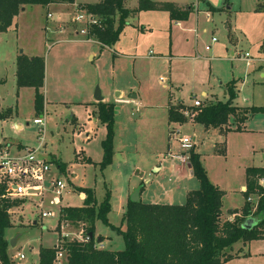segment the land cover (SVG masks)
<instances>
[{"label": "rangeland", "instance_id": "1", "mask_svg": "<svg viewBox=\"0 0 264 264\" xmlns=\"http://www.w3.org/2000/svg\"><path fill=\"white\" fill-rule=\"evenodd\" d=\"M158 1L174 2L181 4L183 8L189 5L200 10H195L189 18L188 26L192 30H183L174 27L173 24L171 26L170 21L167 25L157 24L155 29L153 27V32L138 31L133 26L125 27L118 43L127 41V38L134 39L129 33L138 31L144 49L137 54L143 55L152 48V54L160 58L137 60L138 68L143 70V73H140L141 77H133V61L129 63V60L121 59L126 61L125 64L113 74L110 69L103 67L105 63L110 64L112 56L100 65L98 63L102 57L100 52L94 60L87 56V51L81 48L82 44L77 43L87 37L81 35L80 27L72 22L78 9L71 6L57 9L54 6L29 5L26 11L15 17L7 31H0V102L3 110L12 109L13 115L11 120H0V141L7 138L0 143L1 148L8 149L11 156L15 157L20 156L28 148L32 150L38 148L39 135L42 134L33 120L43 115L46 129L42 135L43 154L39 157L49 163L51 172L48 176H43L34 164H26L25 169L32 171V174L29 173V180L48 182L58 174L54 165L59 166L62 163L61 171L64 177L73 182L69 188L70 194L64 197L59 209L55 207L52 217L41 218L36 203L30 200H25L10 211L12 226L5 230V238L9 242L18 233L21 234L16 248L9 245L11 253L8 254L12 264H27L36 249L41 246L49 245L56 248V245L62 246L67 241L81 240V236L84 237V224L64 220L61 213L64 207L84 205L76 187L90 189L98 203L109 191L111 211L108 217L114 226L117 225L116 227L121 229L125 228V223L121 220L127 209V191L133 189L135 185L137 188L142 186L144 203H186L187 196L184 192L187 188L193 189L192 185H196L198 189L199 182L195 177L189 181L175 176L174 165L180 162L165 159L169 146L173 153L181 151L176 141L170 144L168 127L165 124L170 91L174 99L181 98L188 104L193 103L196 98L204 100L206 97L202 95L203 90L208 93L209 99L214 94L220 100L226 101L228 95H224L225 85L235 79L239 84L234 104L239 105L238 107L253 104L264 106V77L260 76L262 72L264 73V67L256 70L257 66H247L245 59L239 57L247 51L258 57L260 46L264 43V0ZM208 4L223 11L214 12L213 16L210 13L206 17V11L202 9ZM137 5L138 0H125L126 7L134 8ZM227 8H230L229 12ZM48 13L52 14L51 18L47 17ZM211 16L212 20H207ZM135 25H138V17L135 18ZM227 25L230 27L227 28ZM229 29L240 39L236 46H233L228 38ZM212 37H216L218 42L208 51L206 46L210 44ZM171 49L172 57L169 56ZM234 50L237 52L233 53ZM20 54L41 56L45 59L44 111H46L42 115L37 114L35 109L34 88L24 87L18 90L16 64ZM174 54L183 57H175ZM150 55L149 52L148 56ZM209 57L213 59H208ZM259 57L264 58V45L262 55ZM260 62L264 63L263 61L255 63ZM98 66L101 68L100 71ZM178 71L182 74L181 83L173 79V73ZM162 78L165 81H162ZM171 80L174 88L168 89L164 82L170 87ZM133 84L136 86L133 93L138 94V100L142 105L119 103L117 106L122 107V110L115 119L117 120L115 123L118 124H123L126 120L134 123L133 140L128 144L134 149L133 153L127 154V159L123 162L114 156L112 163L101 169L100 163L104 159L102 142L106 138L107 128L99 118L98 121H94L93 116L98 115V110L93 115L95 109L91 107L92 105H88L87 108L77 103L69 107L56 106L53 101L90 102L98 85L102 91L112 92L113 85L115 87ZM217 100L205 101L204 104ZM148 102H153L154 105L148 106ZM183 105L178 106V110L186 117H191L192 104ZM72 114L84 127V131L78 134L74 131L75 126L67 121L68 118L71 119ZM12 121L19 122L22 128L17 129ZM230 126L231 131L226 133L203 126L187 125L183 128L175 126L183 135L196 138L198 146L194 150L202 155L201 162L209 180L228 193L223 199L222 222L227 219L234 220L236 215L241 214L240 208L244 205L241 185L246 182V168L264 164V113L250 114L245 120L246 131H237V127L242 126L235 123L232 118L228 128ZM114 131L116 132L115 128ZM87 132L91 137L85 139ZM118 136L120 137L117 140L118 146L125 147L127 140L122 135ZM21 141L35 145H24ZM217 148H224V151L221 153ZM80 151L86 152L92 160L83 156L84 152L81 156L76 155V152ZM75 157L76 160L80 157L84 164L79 162L80 164L74 165ZM157 167L160 168L159 172H155ZM185 168L187 169V165ZM138 170L139 174L136 173ZM35 171H38L36 176ZM74 173H77L76 178L73 177ZM248 201L252 205L253 214L247 220L251 224H256L260 220V216L255 213L258 197L252 195ZM231 209L240 210L237 214H231ZM63 225L66 226L65 229L62 228ZM96 227V239L100 233L114 237L112 242L105 243L108 248L117 251L125 248L123 237L111 227L103 224L101 220L96 221ZM262 229L264 231V225ZM64 233L70 235L65 237ZM99 244L97 246L100 248ZM32 246L35 249H32ZM20 252L26 255V259L21 258L24 254H19ZM62 262L66 263V257Z\"/></svg>", "mask_w": 264, "mask_h": 264}, {"label": "trees", "instance_id": "2", "mask_svg": "<svg viewBox=\"0 0 264 264\" xmlns=\"http://www.w3.org/2000/svg\"><path fill=\"white\" fill-rule=\"evenodd\" d=\"M75 0H0V31H7L14 18L23 7L29 5L49 6L53 4H73ZM100 17L101 23L89 29V39L98 42L102 47L114 45L120 38L130 18L141 11H164L169 13L171 21L188 20L194 7H181L174 2L138 0V6L130 9L124 6V0H102L93 4H79ZM209 11L217 9L209 5ZM118 17V21L116 17ZM46 79V63L41 56L29 57L20 54L16 64V83L18 90L32 87L35 90V109L42 115L45 109L44 86ZM228 99L192 107L193 118L185 117L178 110L179 102L169 108V121L185 123L192 121L207 129H218L222 133L230 131L228 125L231 118L235 123H243L254 113H264V107H238L234 104L237 97L236 84L231 81L226 85ZM98 118L106 126V138L102 142L104 159L101 169L110 165L114 158V124L115 108L111 103L98 102ZM12 109L5 111L0 102V120L11 118ZM237 131L241 128L237 127ZM223 147V146H222ZM1 149V145H0ZM217 150L223 152L224 148ZM190 169L199 182V188L187 194L185 204H160L132 202L127 203L123 216L125 228L112 225L108 214L111 211L110 192L98 203L93 192L87 188L76 187L79 193H85L84 205L80 207H64L61 213L64 220L81 222L87 241H67L62 245L66 255L65 264H224L237 256L234 245L264 239V167H248L246 169V190L243 192L245 203L241 214L235 219L222 222V206L226 191L213 184L201 162V155L190 151ZM63 168V164H59ZM5 188L0 185V262L12 264L8 254L9 242L5 238V230L10 228L9 210L23 203L4 196ZM258 197L255 213L260 220L251 228L244 226L253 214L248 198ZM238 209L230 210L237 214ZM111 227L121 235L125 242L123 250L112 251L97 246L95 238L96 221ZM94 238L90 237V234ZM104 239L101 237V242ZM58 248L40 247L39 264H55Z\"/></svg>", "mask_w": 264, "mask_h": 264}, {"label": "crops", "instance_id": "3", "mask_svg": "<svg viewBox=\"0 0 264 264\" xmlns=\"http://www.w3.org/2000/svg\"><path fill=\"white\" fill-rule=\"evenodd\" d=\"M101 1L102 0H75V2L73 4H70V3H66V4H53V5H49V6H54L57 9H61L63 7H66V6H71L74 9H78L79 4H86V3L93 4V3H98V2H101ZM155 1H158V0H155ZM179 5H181V4H179ZM124 6H125V0H124ZM27 7L28 6L23 7V9L20 11V13L26 11ZM208 7H209V4L207 5L206 8H203L202 10L203 11H206V17L209 16L210 13L213 16V13L214 12L209 11L208 10L209 9ZM126 8L133 9L131 7H126ZM134 8H136V7H134ZM227 9H228L227 11L229 12L230 8H227ZM195 10H200V9H198V8L195 9V7H194L193 12ZM222 11H223V9H222ZM150 12H152V13H150ZM191 14H190V16H191ZM190 16H189V18H190ZM212 16L210 17V19L207 18V20H210L211 21L212 18H213ZM136 17H138V25H135V18ZM135 18L134 17L133 18H130L128 20V23H127V25L125 27L127 28L128 26H133V27H136L138 29V31H140V30L141 31H149V30H151L153 32L154 31L153 30V27L155 29V27H156L157 24L161 25V24L164 23V24L167 25L168 22L170 21L171 22L170 23L171 26L174 25V27L182 28L183 30H192L188 26V24L190 22L189 21L190 20L189 18H188V20H184V21H171L169 13L164 12V11H141L137 16H135ZM226 27L229 28L230 26L227 25ZM126 28H124L123 31H125ZM138 31H134V32H130L129 33L130 36H134V39L127 38V41H122V43H118V42L121 41V35H122L121 34L119 40L114 45H112V46L102 47L98 42H96L93 39H89V38H85L86 41L85 40H80L77 43L82 44L81 45V48L82 49H85L87 51V56H89L90 59H92V60H94L95 57H96V55H97V53L100 52V56H102V57H101V60L98 62L99 65H100V63H105L106 62L105 59L107 60L109 56H112V61L110 62V64L108 65V64L105 63V65H103V67H106V68L110 69V71L113 74H116V72L119 71V69H122L121 65H124L125 64V62H126L125 60H129V63H130V61H133V64H132V66H133V68H132L133 77L134 78L135 77H139V76L141 77L140 73H143V70H140L138 68V64L139 63L137 64V60H140V59H151V60L157 59L158 60L160 58L155 57V54L154 53L152 55L148 56L149 52L151 53V51H153L152 48L148 49V51L145 54H143V55L142 54L141 55L137 54V52H140V51H142L144 49L143 48L144 47L143 46V42L140 39V36H139L140 34L138 33ZM131 33H133V34H131ZM135 33L137 35V38H136ZM228 38H229L230 42L233 44V46H236L240 42V39L237 37V35L235 34V32H233L231 29H229ZM92 42L95 43V44H93ZM216 42H218V40ZM216 42H214V43L210 42L211 46L213 47V45ZM263 45H264V43L260 46V49H259L258 55H257L258 57L262 55V46ZM212 47H211L210 50H212ZM109 50H111V51H109ZM210 50H208V51H210ZM171 51H172V49L170 50V55L169 56L172 57V52ZM235 52H237V50H234L233 53H235ZM110 54H112V55H110ZM163 55H167V54H163ZM174 56L175 57H180V58L183 57V56H180L178 54H174ZM29 57H32V56H29ZM121 59H125V60H121ZM208 59H211L212 60L213 58L212 57H209ZM253 65L254 66H257L256 70H261L264 67V63H261V62L260 63H254ZM98 68H99V71H100V69H101L100 66H98ZM260 76L264 77V73L262 72L260 74ZM173 79H174L175 82L181 83L182 74L179 71L178 72H174L173 73ZM244 79H245V77L243 78V80ZM231 81L235 82L236 89H237L238 84H239L238 81H236L235 79H233V80L228 81V83L231 82ZM226 85H227V83H226ZM226 85H225V87H226ZM164 86L166 88H168V89H173L174 88V83L171 80V86L169 87V85H167L164 82ZM112 87H113V88H111L112 89V92L109 91V90H107V92L105 90L104 91H102L101 89L100 90H101V94H102V97H103L102 102H104V103H111V104H114L116 106V108H115V119H116V115L120 114L121 113V110H122V107H118L117 106L119 103L125 102L128 105H133V104H138L139 103L140 105H142V102L138 100V97H139L138 94L133 93L134 92L133 90H135V88H136L135 84H133L132 86L131 85H129V86L116 85L115 87L113 85ZM178 87H179V85H178ZM106 88L109 89V87H106ZM202 95H204L206 97L204 100H201L200 99L203 103L205 101H211L213 99L214 100L215 99L216 100L218 99L217 101H222V100H220L214 94H212V98L210 97V99H209L208 98V93L206 91H204V90L202 91ZM224 95L225 96L228 95L227 94V91H226V88H225V91H224ZM92 97H93V99L90 100V102H85V100H83V101H77V102L58 101V100H55V101H53V104H55L56 106L57 105H62V106L69 107V105H71L73 103H77V104L84 105L86 108H87L88 105H92L91 107L95 109L94 112H93V115H94V114H96V110H98V107H97L98 101L95 99L94 94H93ZM90 99H91V97H90ZM197 99H199V98H197ZM179 102H181V103H183L185 105H191V104L193 105V103H190V104L186 103L181 98H178V99L175 98L174 99L173 96H172V92L170 91V94L168 95V103H167V109H168V111H167V117H166V120H165V124H167L166 126L168 127V134H169V131L172 128H175V126L176 127L179 126V128H183V127H185L187 125H193L195 127L203 126L201 124H196V123L192 122L191 120L190 121H187L185 123L170 122L169 121V108H170L171 105H174V104L179 103ZM147 104H148V106H153L154 105L153 102H148ZM235 105H237V104H235ZM237 106H239V105H237ZM240 107L249 108V107H264V106H257L255 104H253V105L240 106ZM70 117H71V119L68 118L67 121L68 122L70 121L75 126V130L74 131H76L77 134L80 133V132H82V131H84V127L78 121L77 117L74 116L73 114ZM93 117H94V121H98V115H94ZM11 118H9V119L11 120ZM115 121H117V120H115ZM12 123H13V125L17 129H21L22 128V125L19 124V122L12 121ZM116 124H118V123H115L114 124V128L116 130L115 137H114V156H117L119 158V161H122L123 162V161H126L127 154H129L130 152L133 153V150H134L131 147V144L128 146V144L133 140L132 127L134 126V123L131 120H126V121H124L123 124H121V123L118 124L117 127H116ZM240 125L242 126V128H241L242 130H240V131H246L247 130L246 129V126H245V121L243 123H240ZM229 128H230V131H231V126ZM118 134L119 135H122L123 138H125L127 140V143H126L125 147L118 146L117 140H118V138H120L118 136ZM85 135H86L85 136V139H88V138L91 137V134L89 132H87ZM168 137H169V135H168ZM6 139L7 138H4V140H6ZM4 140L2 139V141H0V143L3 142ZM21 143L24 144V145L25 144H28V145H32L33 144V145H35L34 143H31V142H22L21 141ZM116 143H117V145H116ZM197 146H198V143H197ZM197 146H196V148H197ZM83 152L84 151H80V153H77L76 152V155L78 154V155L81 156L83 154ZM83 156H87V158H90L92 160V158L86 152H84ZM165 159H167V158H165ZM167 160H169V159H167ZM201 160H202V155H201ZM79 162L80 163H83V162L80 161V157H78L77 160H76V157H75V163L76 164H74V165L80 164ZM74 165L72 164V166H74ZM54 167H55V172L58 173L56 177H64L63 172L61 171V168L59 166H57V165H54ZM185 167H186V165H184L183 163H176L174 165V168H175L174 169V172H175L174 174H175V176H177L181 180H189V181L190 180H193L194 179V176H193V173H192L190 167L188 165H187V169ZM248 167H264V164H263V166H255V165H253V166H248ZM69 169H71V168H69ZM159 171H160V168L157 167L156 170H155V172H159ZM136 173L139 174L140 171L138 170V171H136ZM69 174H68V176H69ZM73 177L76 178L77 177V173H74L73 174ZM64 178H66V180H67V182L69 184V187H68L69 193H67V194H70L69 188L72 187L73 182L68 177H64ZM195 186L196 185H192L191 186L193 189L187 188L186 191L184 192L185 195L187 196V194L191 190H196V187ZM244 187H246V182H245V184L243 183L241 185L242 192H244ZM136 189H137V185H135L133 189L127 191V195H126L127 196V198H126V205H127L128 201L130 200L131 195L134 193V191ZM143 191L141 190V192H140V201L141 202L143 200L142 199L143 194H144ZM227 194L228 193L226 191V195ZM243 197H244V195H243ZM152 203L173 204V203H165V202H152ZM244 203H245V198H244ZM64 206H68V205H64ZM242 207L243 206H241V208ZM240 209H238V210H240ZM231 210H233V209H231ZM228 220H230V219H228ZM230 221H232V220H230ZM111 224L114 225L113 223H111ZM115 226H117V225H115ZM96 231H97V227H96ZM100 237H104V240L102 242L101 241L100 242L97 241L98 244L100 243L99 244L100 248L101 249L112 250V249L108 248L105 245V243L112 242L113 239H114V237H112L111 235L110 236H108V235H102L101 233L97 237V239H99ZM17 245H18V243H17ZM17 245H16V247H17ZM10 247L8 249L9 254L11 253ZM16 247H14V248H16ZM45 247H51V246L48 245V246H45ZM31 248L32 249H35L34 246H32ZM39 251H40V248L39 249L37 248L36 251H35V253H34V255L32 256V258L28 260L27 264H39ZM112 251H117V250H112ZM234 252H239V256H237L236 258H234V259H232V260H230V261H228V262H226L224 264H264V239H261V240H253V241H250V242H247V243L238 242V243H236L234 245ZM19 254H24V253L20 252ZM22 259H26V255L25 254H24V258H22Z\"/></svg>", "mask_w": 264, "mask_h": 264}, {"label": "built area", "instance_id": "4", "mask_svg": "<svg viewBox=\"0 0 264 264\" xmlns=\"http://www.w3.org/2000/svg\"><path fill=\"white\" fill-rule=\"evenodd\" d=\"M47 17L51 18L52 14L48 13ZM72 22L80 27V34L88 38L89 29L94 25H99L101 20L98 15L79 7L77 13L72 18ZM216 41L217 38L212 37L211 42L214 43ZM211 47V44L207 45L206 50H210ZM150 54L152 55V51ZM239 57L245 59L247 66H251L259 61L264 62V58L260 59V57H254L249 52H245ZM162 81H165L164 78H162ZM203 105L204 103L196 98L194 99L192 106L201 107ZM191 114L192 116L187 118H193L194 114ZM33 123L39 126L40 134L43 135L46 129L45 116L42 115L35 118ZM42 135H39L40 142L38 148L35 150L28 148L18 157L11 156L8 149H0V185H3L5 188L4 196L11 200H21L23 203L25 200L35 202V206L40 210L41 218H46L54 216L55 207H58L59 209L62 206V201L65 195L69 193V184L64 177H53L48 182L45 180L37 182L29 180L32 171L25 169L24 166L26 164H34V167H38V171H40L43 176H48L51 172L49 163L44 162V160L39 157L43 154L41 151V148H43L44 145ZM169 140L170 144H172L173 141H176L179 146L178 149H181V151L178 150L177 153H173L171 151V146H169L165 158L176 160L184 165H188L190 151L194 150L197 146L195 137L183 135L177 128H172L169 131ZM187 151L188 154H186ZM38 171L34 172V176L38 174ZM78 196L83 201L86 198L85 193H79ZM12 209L9 210V213ZM65 227V225L62 226L63 229H65ZM64 235L65 237H68L70 234L64 233ZM81 235L82 233L80 236ZM88 239L87 236H81V240L79 241H87ZM56 248L59 250L56 254L55 264H64L62 259L66 257L65 252L62 249V246L56 245ZM21 258H24V255H21Z\"/></svg>", "mask_w": 264, "mask_h": 264}, {"label": "water", "instance_id": "5", "mask_svg": "<svg viewBox=\"0 0 264 264\" xmlns=\"http://www.w3.org/2000/svg\"><path fill=\"white\" fill-rule=\"evenodd\" d=\"M23 9V8H22ZM94 97H95V99L98 101V102H101L102 100H103V97H102V94H101V90H100V87H99V85L96 87V89H95V92H94ZM117 112V111H116ZM188 166L190 167V164H188ZM141 190H142V186H140V187H138L135 191H134V193L131 195V197H130V200L132 201V202H140V192H141ZM246 190V187H244V191ZM253 225H255V223L253 224H251L250 223V221H246L245 222V224H244V226L246 227V228H251ZM21 236V234H17L15 237H13L10 241H9V245L11 246V247H16V245H17V243H18V239H19V237ZM90 237L91 238H94V235L91 233L90 234ZM97 241L98 242H100L101 241V239L99 238V239H97Z\"/></svg>", "mask_w": 264, "mask_h": 264}]
</instances>
